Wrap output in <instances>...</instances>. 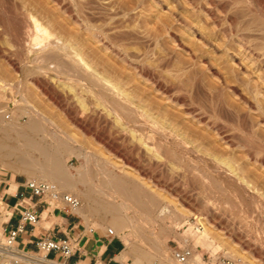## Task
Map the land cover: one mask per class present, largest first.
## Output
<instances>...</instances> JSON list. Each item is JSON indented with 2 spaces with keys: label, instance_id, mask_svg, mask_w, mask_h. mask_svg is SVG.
Here are the masks:
<instances>
[{
  "label": "bare ground",
  "instance_id": "1",
  "mask_svg": "<svg viewBox=\"0 0 264 264\" xmlns=\"http://www.w3.org/2000/svg\"><path fill=\"white\" fill-rule=\"evenodd\" d=\"M102 1L0 0V33H7L9 46L21 49V56L25 57L29 67L24 70L26 75L49 76L47 81L39 80V85L51 102L117 159L109 158L93 166L91 161L96 159L97 153L94 155L82 145L77 146L73 134L70 135L51 116L30 102L22 99L25 105L19 97L12 96L14 85L0 76V161L12 173L25 171L30 180L52 182L60 189L71 191L68 194L81 201V206L75 210L82 213L81 210L88 207L90 213L100 218V229L109 225L114 232L127 233L128 230L135 235L150 231V240L159 250L167 235L166 221L178 220L176 227L186 216L183 209L173 206L175 201L171 191L178 190L185 200L194 201L180 187V183H184H179L180 175L191 169L190 157L178 153L174 146L197 156L209 168H212L211 160L215 171L227 177L235 176L244 189L255 185L241 175L242 168L229 156L205 142L208 137L194 134L190 125L210 126L216 142L234 146L233 136L208 123L203 110L193 101L191 91L199 84L197 78L193 76L184 81L181 76H158L144 63L145 57L140 50L128 41V12L103 9ZM190 2L211 18L222 32H227L218 14L219 8L225 10L223 0H207L205 4L199 0ZM235 18L230 21L236 22ZM176 20L183 22L179 17ZM242 29L226 35L238 43L241 64L245 62L264 86V48H259L256 42L250 44L251 35ZM231 56L239 59L237 55ZM163 58L167 60L166 55ZM36 63L40 65L36 66ZM229 79L225 77L224 83L228 84ZM235 81L239 82L238 75H235ZM230 87L257 111L259 123L264 124L261 87L258 85L250 90V96L235 84ZM9 106L12 107L7 110ZM85 150L86 155L83 154ZM256 152L262 153L263 149ZM247 153L250 162L264 171V155L258 158L250 151ZM72 155L81 160L78 168L66 163V157ZM98 172L102 174L100 184L95 181ZM149 223L161 226L162 230L159 233L154 229L146 231L144 227ZM203 228L200 234L193 232L192 240L196 244L210 245L213 229L205 224ZM128 245L134 244L128 241ZM0 253L12 256L3 250L1 242ZM194 254L193 251L183 264H194ZM124 255L133 257L132 264H148L139 253L126 250ZM42 258L20 259L31 264H60ZM165 263L166 259H161L160 264Z\"/></svg>",
  "mask_w": 264,
  "mask_h": 264
},
{
  "label": "rangeland",
  "instance_id": "2",
  "mask_svg": "<svg viewBox=\"0 0 264 264\" xmlns=\"http://www.w3.org/2000/svg\"><path fill=\"white\" fill-rule=\"evenodd\" d=\"M103 1L101 3L103 9L112 8L120 13L128 12L130 23L127 28L130 33L128 41L140 50L141 55H144L142 57H145L144 63L158 76H167L168 78L181 76L184 81L193 76L197 78L199 84L197 82V87L191 91L193 101L203 110L208 123H211L213 127H219L231 137L233 136L234 146L221 144L220 141L216 142L212 136L214 133L209 130L210 126L190 125L194 134L208 137L205 142L219 153L229 156L236 165L242 168L241 175L248 178L251 185L255 186L244 189L241 183L234 179L235 176L227 177L215 171L211 160L209 163L212 168H209L197 156L174 146L178 153L190 157L188 162L191 169L187 174L180 175L179 183H184V185L180 183V187L184 190L183 192L191 195L194 201L185 200L178 190L171 191V198L175 201L173 206L176 205L183 209L186 216L176 227L178 220L169 219L166 221L167 235L159 250L150 240L151 232L148 231L154 229L156 233H159L162 230L159 225L149 223L144 227L148 232L137 235L131 234L128 230L127 233H117L109 225H104L100 229V218L90 213L86 206L81 210L82 213L78 210L70 212L76 214L82 226L89 230L92 228L111 237L120 236L124 240L127 250L133 254L139 253L143 262L148 264H160L161 259H166L165 264H183L178 262L174 256V250L183 246H189L194 253L196 252L194 264H220L219 259L226 260L225 264L228 262L264 264V171L258 170L256 164L250 162L249 156L247 157L249 151L253 155L256 154L255 156L258 158L264 155V124L259 123L260 118L257 111L250 108L230 87L235 84L241 92L248 96L249 91L259 85L263 91L261 94L263 98L264 86L260 85L262 80L257 77V74L251 72L245 62L241 64L242 57L240 58V55L237 54L238 43L228 39L226 35V33L230 35L237 29L243 28L244 33L251 35L250 44L255 45L254 42H256L259 48H264L262 47L264 46V0H223L225 10L219 8L218 14L223 19L221 20L223 25L227 28L226 33L222 32L220 27L214 24L213 20L201 12L197 6H194L190 0ZM199 1L207 3V0ZM175 16L182 18L183 22H178ZM233 18L236 19V22H231ZM258 28L259 30H257ZM0 46L3 50L0 53V76L9 84L14 85V89L10 93L12 96L19 97L25 105V101L30 102L39 111L51 116L50 118L54 119L70 135L73 134L71 136H74L73 139L78 143L77 146L82 145L88 151H92L94 155L97 153L98 156H94L96 159L91 161L93 166L109 158L117 159L100 141L85 134L80 127L67 118L65 111L51 102L47 93L39 85V80L47 81L50 79L49 76L26 75L24 70L29 69L26 66L27 60L21 56L22 52L18 46H9L7 33H0ZM5 55H9L10 58ZM165 55L167 60L163 58ZM231 55H237L239 59ZM35 65L40 64L36 63ZM235 75H238L239 82L235 81ZM225 77H230L228 84L223 81ZM262 77H264V72H262ZM11 107L9 106L7 110ZM26 120L25 117L24 122ZM99 128H102V125ZM108 129L110 130L109 127ZM258 148L263 149V154L256 152L259 150ZM86 150L83 152L85 155L88 154ZM42 159L43 157H41ZM66 163L78 168L81 165V160L76 155H72L66 157ZM0 166L10 176L12 174L16 176L17 181L30 179L29 174L25 171L12 173L1 161ZM72 171L76 172L74 168ZM96 175L97 183H95L100 184L102 174L100 175L98 172ZM61 191L71 193L68 189L61 188ZM78 193L76 192V194ZM5 201L13 204L16 199L8 196ZM4 215L5 212L0 213L1 234H3L2 222L7 220ZM199 218L201 221L198 220ZM197 220L209 226L211 230L213 229L212 236H210L211 233L209 234L210 245L196 244L192 240L193 232L200 234L204 231V228H200L199 232ZM128 241L134 245H128ZM2 255L0 253V264H14L10 258ZM133 261L134 259L131 263Z\"/></svg>",
  "mask_w": 264,
  "mask_h": 264
},
{
  "label": "crops",
  "instance_id": "3",
  "mask_svg": "<svg viewBox=\"0 0 264 264\" xmlns=\"http://www.w3.org/2000/svg\"><path fill=\"white\" fill-rule=\"evenodd\" d=\"M19 182L13 174L10 176L8 173L7 176L0 177V195L5 198L12 196L16 199L15 203L10 204L13 207V227L17 225L20 217L19 211L14 208L18 201L22 203L18 207L20 210L36 205L35 209L41 217L36 225L29 224L25 232L20 234L16 240L21 249L37 253L39 252L37 242L42 237L48 236L59 240L65 238L66 235L80 234L82 239L79 242V248L70 259L55 253H52L51 257L63 264H132L133 257L124 255L127 247L120 236L111 237L96 230L91 232L87 227L82 226L76 214L68 210L41 205L36 198L31 199L28 194L22 198L19 194L23 192V189L19 187Z\"/></svg>",
  "mask_w": 264,
  "mask_h": 264
},
{
  "label": "built area",
  "instance_id": "4",
  "mask_svg": "<svg viewBox=\"0 0 264 264\" xmlns=\"http://www.w3.org/2000/svg\"><path fill=\"white\" fill-rule=\"evenodd\" d=\"M8 173H5L3 168L0 166V177L7 176ZM19 187L23 189L19 195L22 198L25 197L26 194L29 195L31 199L36 198L38 203L41 205H45L47 207H53L60 210H68L72 211L81 206V201L68 193L61 191L58 186L52 182L48 181H38V180H30L25 179L24 181L19 182ZM17 195V196H19ZM56 204V205H55ZM22 203L19 201L14 206L16 210L19 211V220L15 227L12 225L13 220V211L10 203L5 201V197L0 195V213L5 212L6 221L3 222V234L0 237V242L3 243V250L7 253L12 254V256H5L6 258H10V261L14 264L24 263L20 258L22 257H40L45 258L50 261H56L51 257L52 253L61 255L66 259H70L75 252L79 248V242L81 241V235H66L63 239H54L48 236L40 238L37 242L38 250L37 253H32L21 249L16 240L27 229V226L36 225L41 217L36 211L35 206L30 205L27 208H23L20 210ZM197 228H203L201 222L197 220ZM8 226H11L8 228ZM90 231H94V229H90ZM193 254V250L189 246L177 247L174 250V256L180 263H186ZM220 264L227 263L226 260L219 259ZM59 263V262H58ZM97 264V263H96ZM107 264V263H100ZM228 264H235L232 262H228Z\"/></svg>",
  "mask_w": 264,
  "mask_h": 264
}]
</instances>
